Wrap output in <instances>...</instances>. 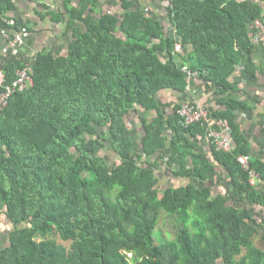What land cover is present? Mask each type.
<instances>
[{"label": "trees", "instance_id": "trees-1", "mask_svg": "<svg viewBox=\"0 0 264 264\" xmlns=\"http://www.w3.org/2000/svg\"><path fill=\"white\" fill-rule=\"evenodd\" d=\"M65 1L67 26L81 20L87 27L74 28L67 55L43 50L25 59L8 57L2 65L12 85L31 64L33 84L0 111V212L12 223L0 264H239L235 257L249 246L241 232L246 213L227 207L223 196L213 198V175L222 163L233 200L247 196L264 204V192L250 186L248 170L235 157L249 154L234 120L245 105L225 99L235 87L230 77L252 54L250 29L264 21L263 6L169 0L168 17L183 46L178 53L165 26L132 11L130 2L124 1L121 18L107 13L96 20L86 12L98 10L97 0H81L77 7ZM11 12H19L15 0H0V20ZM53 19L63 23L64 13ZM11 29L31 31L23 15ZM189 43L196 51L186 54ZM183 66L216 84L226 109L211 110L229 122L235 150L219 151L210 139L213 158L198 151L196 139L207 130L202 123L184 128L178 105L169 120L168 163L193 156L194 164L178 173L189 179L185 185L162 190L154 159L166 143L167 126L157 96L186 90ZM139 108L158 111L154 121L143 116L141 140L126 121ZM111 149L117 162L109 161ZM251 166L264 180V160L251 159ZM162 215L176 232L171 240L156 238Z\"/></svg>", "mask_w": 264, "mask_h": 264}, {"label": "crops", "instance_id": "crops-1", "mask_svg": "<svg viewBox=\"0 0 264 264\" xmlns=\"http://www.w3.org/2000/svg\"><path fill=\"white\" fill-rule=\"evenodd\" d=\"M80 1L71 0L68 5L77 7ZM97 1L98 10L91 12L88 9L86 12V15L93 19L98 20L102 14L107 13L116 14L121 18L125 12L123 8L124 1H127L131 3L132 11H141L151 18H157L165 26L168 37L173 38V35L175 36L176 34V30L168 17V8L170 6L168 0ZM250 1L258 2L264 8V1ZM15 4L19 9L18 13L15 12V19L18 15H23L25 22H29L31 33L29 32V35L24 39L23 47L14 45L15 32L6 20H0V67H2L3 62L8 57L14 59L23 57L25 59L26 57H33L43 50L53 52L60 50L63 55H67L69 45L74 40V28H78L83 32L87 31L86 25L81 20H75L72 28L67 26L69 19L65 8L67 5L65 0H15ZM59 13H64L65 20L63 23L56 22L53 19V16ZM257 22H261L264 26L263 20H256L255 24L251 27L250 31L254 44L252 54L249 55L246 64L240 65L238 70L230 77V82L235 87L225 97L228 101H235L245 105L235 111L234 120L240 133L247 142V150L249 151V154L240 155L249 156V164L252 169L254 168L251 166V159L254 161L264 160V41L258 39L260 31L255 26ZM6 46H11V54L4 51ZM195 51L196 48L193 44L189 43L186 45V54ZM247 67H249V70ZM250 68H252V71H250ZM182 71L187 75L188 82L186 90L182 93L164 90L157 96L158 110L165 115L167 126L164 135L166 143L158 149L159 155L154 159L158 161L156 170L160 178L159 187L162 190L180 186L183 183L185 185L189 179H185L184 176L178 173L183 167H191L194 164L193 156L177 157L183 160H177L171 164L168 163L173 148V135L169 120L176 117L175 107L178 105L181 106L183 103L206 105L211 111L214 128L220 131V124H226L230 128V135L233 139L229 122L225 119L217 118L211 110L212 108L218 112L226 109L225 106H220L219 104L222 95L217 93L218 89L216 84L212 81H207L198 72L195 73L189 70L188 66H183ZM188 72H191L193 75H188ZM146 114L151 121H154V118L158 115V111L154 109L151 113L147 112ZM146 114L144 109L139 108L138 111H131L126 116L129 128L136 133V138L140 140L145 134L142 118ZM196 141L198 142L199 148H201H198V151L204 152L210 158H213L211 142L207 135H199ZM115 159L113 162H117L118 154L115 155ZM255 171L261 173V171ZM226 175L227 172L224 169V165L217 162L216 173L213 175V181L215 182L213 198L223 196L226 200L227 207L234 206L237 210L246 213L241 232L242 236L248 240L249 246L244 245L242 247V252L235 257V262L239 264H264V204L254 199H249L247 196L242 201L233 200L228 194L232 186L226 179ZM261 175L262 173L260 174V186L254 189L259 192H264V180ZM11 233L12 223L5 213L0 212V252L11 244ZM167 233H170L171 237V232L163 231L162 235L164 234L163 236L168 238L166 236ZM132 256V254H129V257ZM216 264L226 263L224 259H220Z\"/></svg>", "mask_w": 264, "mask_h": 264}, {"label": "built area", "instance_id": "built-area-1", "mask_svg": "<svg viewBox=\"0 0 264 264\" xmlns=\"http://www.w3.org/2000/svg\"><path fill=\"white\" fill-rule=\"evenodd\" d=\"M10 26L16 25L15 13H9V17L6 19ZM260 33L258 39L264 41V26L261 22H257L255 25ZM6 33V32H5ZM28 36V33L16 34L14 45L19 47L24 46V39ZM11 46H6L4 51L9 52ZM177 50H181V45H177ZM23 52V51H22ZM31 64H27L26 68L19 72V79L15 81L12 85L8 83V76L6 71L0 67V111L6 110L12 97L18 92H25L29 86L33 84L31 77L32 68ZM188 75H193L188 72ZM178 113L182 119V124L184 127H189L195 124L202 123L207 130V137L211 142L221 151L232 152L235 148L233 139L230 135V128L226 124H220V131L214 128L212 114L206 105L185 103L180 107ZM242 166L249 171L250 174V185L252 187H259L261 182L260 173L256 172L250 167L249 156L240 155L237 157Z\"/></svg>", "mask_w": 264, "mask_h": 264}, {"label": "rangeland", "instance_id": "rangeland-1", "mask_svg": "<svg viewBox=\"0 0 264 264\" xmlns=\"http://www.w3.org/2000/svg\"><path fill=\"white\" fill-rule=\"evenodd\" d=\"M15 43V42H14ZM16 45V44H15ZM110 159V158H109ZM110 161H111V159H110ZM6 219V218H5ZM7 220V219H6ZM6 225H7V223H6ZM159 230L160 231H162V233H163V231H165V232H171L172 234H171V237H175L176 236V232H175V230L173 229V226H172V224L171 223H169V221L166 219H164V215H162V217H161V220H160V224H159ZM157 233L155 234L156 235V238H158L159 240H162V239H166V238H164L163 236H162V234H159L158 233V231H156ZM164 235V234H163ZM166 236L168 237L167 239H169V240H171V237H170V233H167L166 234ZM40 237H38V240H40L39 239ZM59 241V243H61V244H65V245H70L69 243H63L61 240H58Z\"/></svg>", "mask_w": 264, "mask_h": 264}, {"label": "clouds", "instance_id": "clouds-1", "mask_svg": "<svg viewBox=\"0 0 264 264\" xmlns=\"http://www.w3.org/2000/svg\"><path fill=\"white\" fill-rule=\"evenodd\" d=\"M168 2L170 3V1L168 0ZM172 38V37H171ZM172 39H174V41H175V52H181L182 51V49H183V46H182V44H181V42H180V36L177 34V32H176V34H175V36L173 35V38ZM181 45V50L180 51H178L177 50V45ZM185 103H183V104H181V106L182 105H184ZM178 113V112H177ZM179 114V113H178ZM181 122H182V119H181ZM127 124H128V126H129V123L127 122ZM183 125V124H182ZM192 126H194V125H192ZM184 127V126H183ZM189 127H191V126H189ZM184 128H188V127H184ZM214 145V144H213ZM235 145V144H234ZM215 146V145H214ZM216 147V146H215ZM217 148V147H216ZM218 149V148H217ZM219 150V149H218ZM234 150H235V148H234ZM233 150V151H234ZM221 151V150H220ZM232 151V152H233ZM223 152H225V151H223ZM231 152V153H232ZM229 153V152H228ZM240 156V155H239ZM110 157V156H109ZM236 158L238 157V156H235ZM113 160V159H112ZM237 160H238V158H237ZM239 161V160H238ZM240 162V161H239ZM242 165V164H241ZM249 172V171H248ZM249 181H250V174H249ZM250 183V182H249ZM251 186V185H250ZM252 187V186H251ZM252 188H255V187H252Z\"/></svg>", "mask_w": 264, "mask_h": 264}, {"label": "water", "instance_id": "water-1", "mask_svg": "<svg viewBox=\"0 0 264 264\" xmlns=\"http://www.w3.org/2000/svg\"><path fill=\"white\" fill-rule=\"evenodd\" d=\"M108 154H109V156H110L111 159H114V158H115V155H116L117 153L115 152V150L111 149V151H109Z\"/></svg>", "mask_w": 264, "mask_h": 264}]
</instances>
